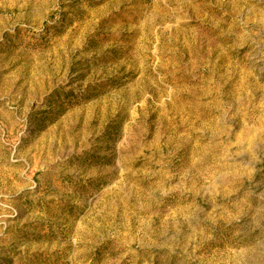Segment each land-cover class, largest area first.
Returning a JSON list of instances; mask_svg holds the SVG:
<instances>
[{
	"label": "rangeland",
	"instance_id": "1",
	"mask_svg": "<svg viewBox=\"0 0 264 264\" xmlns=\"http://www.w3.org/2000/svg\"><path fill=\"white\" fill-rule=\"evenodd\" d=\"M153 1L0 0V264H264V0Z\"/></svg>",
	"mask_w": 264,
	"mask_h": 264
},
{
	"label": "bare ground",
	"instance_id": "2",
	"mask_svg": "<svg viewBox=\"0 0 264 264\" xmlns=\"http://www.w3.org/2000/svg\"><path fill=\"white\" fill-rule=\"evenodd\" d=\"M165 1H175L176 2V8L179 11L181 8L188 9L189 11L193 12L194 14L197 13V11L200 8L201 4H204L205 0H165ZM245 0H225V11L227 14H229L231 17H235L239 13H241L242 5ZM215 3L221 4V0H215ZM147 9V12L149 13L148 16L143 17L141 16V11L137 8V11L133 9V16L132 21L136 19L138 22L142 23L143 26L146 28H152L153 24L159 23L164 24V21L172 20L173 18L170 17V11H167L164 8H160L158 5V0H154L151 5L145 6ZM204 9H206V4L204 5ZM208 12V9H206ZM251 21H253V17H245L242 26L238 24L237 22L231 21L230 23H218L215 24L216 28H219V44L218 46L211 51L213 56H215L220 64L223 67H229L234 70L241 69L242 73H244V77L248 78L249 72L244 70L243 66H241V63H238L237 57L239 55L238 52H236V48H232L235 46H238L242 44L246 39L252 37L253 31L250 28ZM184 25H186V22H182ZM181 24V22H180ZM255 25L260 28L264 29V15H260L255 19ZM175 33L176 37L180 38L181 41L180 44L187 43L186 40V31L180 28H174L171 32V34ZM144 36V33L142 34ZM229 61L231 63L229 64ZM244 81H241V79H238V76L236 78V83L238 84H244ZM239 85L242 86V85ZM192 154L194 155H200V157H204L205 151L203 148L192 150Z\"/></svg>",
	"mask_w": 264,
	"mask_h": 264
}]
</instances>
